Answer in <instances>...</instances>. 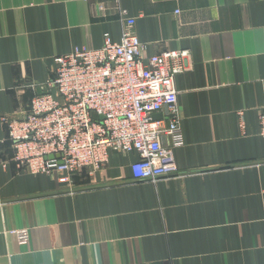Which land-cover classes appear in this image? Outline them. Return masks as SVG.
I'll use <instances>...</instances> for the list:
<instances>
[{"label":"crops","instance_id":"1","mask_svg":"<svg viewBox=\"0 0 264 264\" xmlns=\"http://www.w3.org/2000/svg\"><path fill=\"white\" fill-rule=\"evenodd\" d=\"M123 29L145 58L186 52L178 174L135 182L137 155L115 152L70 185L18 171L1 118L26 112L56 57ZM262 107L264 0H0V264H264Z\"/></svg>","mask_w":264,"mask_h":264},{"label":"built area","instance_id":"2","mask_svg":"<svg viewBox=\"0 0 264 264\" xmlns=\"http://www.w3.org/2000/svg\"><path fill=\"white\" fill-rule=\"evenodd\" d=\"M119 10L124 25L126 11ZM102 43L97 50L75 48L56 57L52 79L30 99L26 112L1 118L18 171L62 174L59 182L70 185L78 175L92 177L115 152L137 155L129 165L135 182L178 174L173 150L184 137L174 81L184 70L186 52L145 58L141 42L125 29L119 41L104 34ZM154 114L161 119L153 120ZM257 118L264 139V107ZM9 233L19 245L28 244V230Z\"/></svg>","mask_w":264,"mask_h":264},{"label":"water","instance_id":"3","mask_svg":"<svg viewBox=\"0 0 264 264\" xmlns=\"http://www.w3.org/2000/svg\"><path fill=\"white\" fill-rule=\"evenodd\" d=\"M152 119L154 120V119H161V114H154L153 116H152ZM50 158H52V157H50Z\"/></svg>","mask_w":264,"mask_h":264}]
</instances>
